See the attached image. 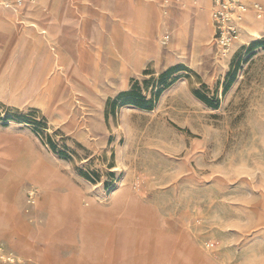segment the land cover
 Returning <instances> with one entry per match:
<instances>
[{"label": "rangeland", "instance_id": "obj_1", "mask_svg": "<svg viewBox=\"0 0 264 264\" xmlns=\"http://www.w3.org/2000/svg\"><path fill=\"white\" fill-rule=\"evenodd\" d=\"M145 1L181 12L170 1ZM29 4H40L53 38L28 32L36 29ZM255 6L264 13V0ZM0 7L14 21L0 24V90H9L0 95V164L17 176L24 207L15 214L27 224L17 232L23 250L0 231V244L19 258L0 264L34 262L38 248L49 264H264V34L232 45L235 23L236 34L222 45L211 8L208 52L191 54L190 29L189 56L179 49L169 55L168 19L155 60L140 0H0ZM134 54L143 62L139 72ZM28 85L53 96L52 107L31 94L18 99ZM40 176L57 185L43 191L35 186ZM123 184L145 214L120 223L106 213L96 241L83 246L87 225L75 217L74 191L78 206L107 204ZM45 195L57 204L55 225L80 230L74 241L39 237L34 223L42 219L27 221L30 204Z\"/></svg>", "mask_w": 264, "mask_h": 264}, {"label": "bare ground", "instance_id": "obj_2", "mask_svg": "<svg viewBox=\"0 0 264 264\" xmlns=\"http://www.w3.org/2000/svg\"><path fill=\"white\" fill-rule=\"evenodd\" d=\"M127 1H131V0H127ZM164 1L165 2L163 4L170 1L172 3V6L175 7L178 6V8L181 9V14L179 15V17L173 15V11H171L169 14L167 12L168 14L167 20L168 19L171 20L170 29H169L170 31L167 33V36L170 40L168 47L169 50L168 54L169 55L171 54L172 49H179L180 51L179 55L181 57L189 56L190 53H188V49L186 48L184 39H187L185 36L190 31V26L188 22L191 13L194 14V23L191 29L193 30L192 46L190 48L191 54L195 55L197 53V50L200 51L201 53L208 52L210 48L213 46V41L211 40L212 28L209 25L207 27L204 21H206L208 17L207 9L211 10L212 8V13H213V7L211 6L212 0L211 1L210 0H164ZM39 2H41V0H39ZM243 2L244 3L238 12L237 22H236L237 28L239 30L238 31L239 34L237 38L233 41L232 45L238 44V40L240 43L247 42L250 39L261 40L262 35L264 34L263 32L264 13L262 14L261 9L258 6H255L256 0H243ZM140 3L142 7L139 10V13L142 14L143 17L140 23H142L143 29H147L146 30L147 37L149 38L147 42L150 44V46H152V48H154V50H156L155 60H157L161 49L160 37L166 31L165 30L166 21L164 19L166 14V10H165L166 8L165 7L161 8L145 0H140ZM251 5H254V8H251L250 7ZM39 6L40 4L37 5L29 4L30 13L33 15V19L30 21V23L36 29L30 26L28 27L29 28L28 32L29 33L39 32L40 34L47 35L49 38H53L56 33L53 31L51 27L45 24L44 21L43 22L41 21L42 13L39 10ZM125 20H127V17ZM13 22L14 21L11 17V13L8 12L6 9L0 7V24L7 25ZM223 53H225V51L221 52V54ZM131 59L134 64V70L136 72H139L140 68L142 67L141 64L143 63L142 60L135 57V54L132 56ZM57 66L58 65L55 63L52 66V71H56L55 68H57ZM84 66H86L87 70H90V73L92 74L94 71L95 62L92 58H88L86 62H84ZM122 66H123V71L120 80V88L125 89L127 87L126 76L128 73V64L124 63V65ZM43 75L44 73L40 77H43ZM28 89H29V85L27 89L24 90V92L17 94L16 97L18 99H27V97H30L28 95L31 94L35 96L37 103L40 104L41 107L46 106V108L48 109L52 107L53 96L41 97L37 87L32 92H30ZM7 91L9 90L6 89V92ZM6 92L4 90H0V95H5ZM62 109L63 108H60V110ZM5 167L6 166H2L0 164V178L2 176L6 177L5 181L0 183V231L2 229H7L9 233L7 237L10 240L14 241L18 249L23 250L27 246V242H25L23 238H20L19 236L17 237L18 235L17 232L25 230V227L27 225L25 224V222H23V223H19V225L17 226L19 221L17 215L18 213H21L23 211V207H24L23 194L18 188L14 186V183L17 180V176L13 175L14 173H12L11 170L8 171L5 170ZM48 180L46 177L40 176L37 178L36 180L37 185L35 186L38 188H42V190L46 192L48 188L57 185L52 180L50 181ZM34 189L37 190V188H33L30 190L29 193L33 195V198L34 197L36 198L38 194ZM74 192L76 194L74 195L75 198L73 199V205L77 208V214L75 217L78 218V221L80 220L83 224L87 225V227L84 230L87 233V235H85V241L83 243V246L85 245L92 246L91 242L93 241L94 243V241H96L95 238V231L97 230V228L95 227L96 223L101 219L104 218L106 219L108 216H110L109 214L106 215V213L114 211L116 213L115 215L120 216L118 220L120 223L121 221H131L132 219H133L132 221H135L136 218L142 216V214H145V211L139 210L140 209L139 207L136 208L138 204L137 202L138 199H135L131 196V190L128 184L120 185L118 190H116L112 195H110L109 200L106 201L108 202L107 204L98 203L96 201H92V202L89 201L88 204L86 202L83 203V205L78 206L76 199L78 198L77 195H79V193L77 191ZM64 200L65 197L62 201ZM30 205L34 209V215L28 217L27 221L33 217H36L37 220L42 219V223H39V220L38 222H36V224L34 223L35 231L37 230L39 237L46 236L48 238L50 237V235H52L53 237L63 238L64 235L66 237H71V241H74L73 239L74 234H76L80 230L76 231L73 229V227L64 228L61 227L60 224L55 225V218L59 219L58 213H56L55 211V206L57 204L53 203V201L52 203L49 202V198L45 195L43 196L42 201L37 199L35 200L34 204H30ZM51 207L54 208L51 209ZM16 210L18 211L17 215L15 214ZM127 214H129V216ZM74 215L75 213H73V217ZM146 216L147 218L145 219V221L149 219V214H147ZM140 221L142 222V220ZM119 222L117 223L116 226L117 230L119 229L118 227ZM98 229L101 230V228ZM115 239L116 237L113 236L112 240L114 241ZM75 244L76 243L71 245V247H74ZM34 253L36 254L35 260L34 262H31L29 264H49L50 258L48 252H43L41 248H38L35 249ZM128 253L129 251L124 249L123 257ZM12 256L19 259L16 255L12 254L11 252L9 251L6 252L3 245L0 244V259L2 258L3 260L6 259L10 261L13 260Z\"/></svg>", "mask_w": 264, "mask_h": 264}, {"label": "built area", "instance_id": "obj_3", "mask_svg": "<svg viewBox=\"0 0 264 264\" xmlns=\"http://www.w3.org/2000/svg\"><path fill=\"white\" fill-rule=\"evenodd\" d=\"M243 0H212L213 18L218 28L222 31L219 41L222 45L230 42L236 34L235 23Z\"/></svg>", "mask_w": 264, "mask_h": 264}, {"label": "crops", "instance_id": "obj_4", "mask_svg": "<svg viewBox=\"0 0 264 264\" xmlns=\"http://www.w3.org/2000/svg\"><path fill=\"white\" fill-rule=\"evenodd\" d=\"M165 10H166V14H165L166 16H165L164 19H165L166 22H168L169 20H167V15H168L167 12L169 13V10H167V8ZM180 14H181L180 10H173V15L179 17ZM188 23H189L190 29H192L193 23H194V14L193 13L190 14ZM19 223L20 222L18 221L17 226L19 225Z\"/></svg>", "mask_w": 264, "mask_h": 264}]
</instances>
